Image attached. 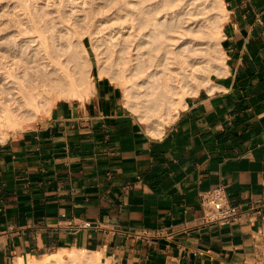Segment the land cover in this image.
Here are the masks:
<instances>
[{
    "label": "crops",
    "instance_id": "crops-1",
    "mask_svg": "<svg viewBox=\"0 0 264 264\" xmlns=\"http://www.w3.org/2000/svg\"><path fill=\"white\" fill-rule=\"evenodd\" d=\"M222 1L225 68L161 134L100 77L84 103L0 138V264L73 248L111 264H264V0ZM216 184L237 221H203Z\"/></svg>",
    "mask_w": 264,
    "mask_h": 264
},
{
    "label": "rangeland",
    "instance_id": "rangeland-1",
    "mask_svg": "<svg viewBox=\"0 0 264 264\" xmlns=\"http://www.w3.org/2000/svg\"><path fill=\"white\" fill-rule=\"evenodd\" d=\"M169 1L171 0H0V56L8 54L11 47L16 45L22 58L28 62L26 64L34 65L29 61L34 57L38 46H34L30 40H36V36L42 33L53 49V44L57 43L70 48L68 55L56 53V56L63 66L71 69V75L74 76L72 78L79 91H83L90 81L95 83L98 78L104 77L121 89L126 105L140 120L135 108L152 103L157 98L151 91L155 85L146 78L152 68L134 81L137 87L132 84L123 87L121 80L136 73V67L142 62L139 61L140 57L141 60L147 57L142 56L141 52L150 51L152 47L149 40L158 33L152 30L153 20H149L154 17L153 7L165 5ZM176 2L177 0L174 4ZM180 3V17H190L194 21L183 20L186 23L181 24L180 30L187 34L185 43L181 45L183 54L202 57L200 60L203 63L208 61L211 64V74L217 73L219 67L215 61L219 56V49L212 40V35L216 29L221 30L223 22L218 11L219 0H181ZM171 13L164 16L159 14L154 22L173 21ZM191 38L195 40L189 42ZM81 39H84L83 44ZM165 41L166 44L173 43L168 38ZM139 46L143 49L139 50ZM175 47L168 45L167 49L174 50ZM31 70V67L27 69ZM2 82L1 80L0 84ZM48 101L46 98L41 100L40 105L43 108L40 114L51 110L47 109ZM59 101L62 100H56L54 105ZM20 116L23 120L29 118V121L9 135L22 131L38 115L33 119L34 115L21 112ZM144 126L147 129L145 124ZM8 136L0 135V138L3 140ZM59 251L39 257L34 264H43L45 258L58 254ZM63 258L68 259L66 255ZM109 261L110 259L100 264H108Z\"/></svg>",
    "mask_w": 264,
    "mask_h": 264
},
{
    "label": "bare ground",
    "instance_id": "bare-ground-1",
    "mask_svg": "<svg viewBox=\"0 0 264 264\" xmlns=\"http://www.w3.org/2000/svg\"><path fill=\"white\" fill-rule=\"evenodd\" d=\"M174 1L171 0L165 5L160 4L153 7L152 15L154 17L149 20H153L151 22L152 30H156L158 33L149 40L152 47L150 51L141 52L142 56L147 55V57L143 60L140 57L139 61L142 62L136 67V73H132L129 78L121 80L123 87L130 84L137 87L134 81L152 68L146 78L155 85L152 86L151 91L157 98L152 103L135 108V111L140 115L141 122L147 126L148 133L153 136L161 134L165 127L173 122L180 109L184 107L185 97L195 94L201 88H208L212 84L210 80L211 64L208 61L203 63L204 61L200 60L202 59L200 56H193V54L185 56L182 52L181 45L185 43L187 34L180 30L181 24L186 23L183 20L194 21L190 17L181 18V0H177L175 4ZM218 11L224 19L226 11L222 0H219ZM169 12H173L171 13L173 21L166 23L154 22L159 14L164 16ZM16 36L18 37L19 34ZM36 37V40H30L34 46H38L37 51L33 54L34 57H31L29 61L34 65L26 64L28 62L22 58L20 49L16 45L11 47L8 54L0 56V61H3V63H0V81H3L0 84L1 136L14 133L25 122L29 121V118L24 120L21 118V112L34 115L33 119L39 115L43 108L40 102L45 98L49 99L47 109L50 110L56 100L86 101L94 94V81H90L83 91H79L72 78L74 76L71 75V69L69 70L63 66L62 61L60 62V59L56 56V53L57 55L58 53L68 55L67 51L70 48L57 43L53 44L55 46L53 49L50 43L45 41L42 33ZM166 37L168 40H172L173 43L166 44ZM221 38L220 29L213 31L212 40L218 45L219 49V56L215 61V64L219 67L218 74L225 68L224 53L220 49ZM194 40V38H191L189 42ZM81 43H84V39H81ZM168 45H175L176 47L174 50L167 49ZM142 49L143 47L139 46V50ZM69 61L70 59L67 62ZM28 66L32 68L31 71H27ZM161 72L162 74H159ZM65 255L68 257L67 260L63 258ZM100 258L101 254L99 252L73 248L70 251L62 249L58 254L45 258L44 263H42L100 264ZM109 262L107 263L110 264Z\"/></svg>",
    "mask_w": 264,
    "mask_h": 264
},
{
    "label": "built area",
    "instance_id": "built-area-1",
    "mask_svg": "<svg viewBox=\"0 0 264 264\" xmlns=\"http://www.w3.org/2000/svg\"><path fill=\"white\" fill-rule=\"evenodd\" d=\"M199 200L205 223L223 225L237 221L241 216L240 210L229 204L223 184L211 186L199 195Z\"/></svg>",
    "mask_w": 264,
    "mask_h": 264
}]
</instances>
